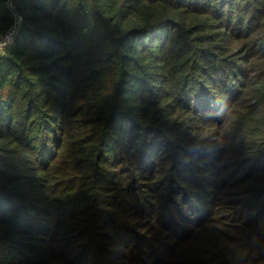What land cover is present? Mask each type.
Here are the masks:
<instances>
[{
    "label": "trees",
    "instance_id": "1",
    "mask_svg": "<svg viewBox=\"0 0 264 264\" xmlns=\"http://www.w3.org/2000/svg\"><path fill=\"white\" fill-rule=\"evenodd\" d=\"M14 25L0 264H264V0H0Z\"/></svg>",
    "mask_w": 264,
    "mask_h": 264
},
{
    "label": "built area",
    "instance_id": "2",
    "mask_svg": "<svg viewBox=\"0 0 264 264\" xmlns=\"http://www.w3.org/2000/svg\"><path fill=\"white\" fill-rule=\"evenodd\" d=\"M11 5V2H9ZM16 19L19 22L22 19L21 15H16ZM16 25L8 28L7 30L4 31V34L0 35V48L1 50H4L5 47L10 44L13 39L15 38L16 35Z\"/></svg>",
    "mask_w": 264,
    "mask_h": 264
},
{
    "label": "rangeland",
    "instance_id": "3",
    "mask_svg": "<svg viewBox=\"0 0 264 264\" xmlns=\"http://www.w3.org/2000/svg\"><path fill=\"white\" fill-rule=\"evenodd\" d=\"M1 34H4V31ZM0 50H1V48H0Z\"/></svg>",
    "mask_w": 264,
    "mask_h": 264
}]
</instances>
